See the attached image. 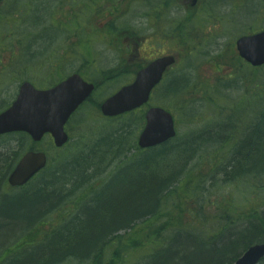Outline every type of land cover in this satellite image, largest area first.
<instances>
[{"label": "rangeland", "instance_id": "374dc122", "mask_svg": "<svg viewBox=\"0 0 264 264\" xmlns=\"http://www.w3.org/2000/svg\"><path fill=\"white\" fill-rule=\"evenodd\" d=\"M44 1L49 2L48 10L40 7L39 2ZM13 2H17L14 6L18 10L15 9L10 13L7 9L13 7ZM110 2L112 0H101L100 7L109 10ZM22 3H25V6H22ZM92 5L93 0H3L0 2V11L8 12L5 15L0 14V22L3 23L0 25V112L8 108L16 98L23 80H30L38 88H46L76 70L82 71L91 81L103 78L104 83L67 123L66 130L71 140L65 151L72 155L78 150L86 152L99 137L133 120L131 126L127 128L133 133L128 135L129 141L125 145L126 152L123 158L126 159L135 155L137 139L145 125V111L148 107L155 105L167 108L176 121L178 133L175 144L165 150L161 159H154L155 161L152 160L147 166L138 168L134 172L126 165L121 171L124 185H119L116 181L113 187L118 185L121 188L116 190V195L120 196L119 201L123 209L128 210L127 214L130 215V212L135 213L137 207L136 191H134L137 184H144L146 186L144 188H149L154 182L157 184L159 180H167L171 184L170 188L177 187L174 195L177 198L174 199L172 195L169 198L165 197L162 202L166 204L165 207L175 212L179 210V206L187 210L201 206L199 210L202 212H196L195 217L186 214L187 222L210 224L206 220L213 219L219 214L218 202L233 195L239 197L237 200H241L237 180L232 179L231 183L224 182L228 178L226 171H229L236 151L231 147V144L234 145L231 138L225 144L227 136L224 132L220 133L221 126H226L228 117H225V110H222L217 102L220 100V104L231 116L236 114L250 116V121H255L258 111L261 110L262 104L257 96H253L251 100L239 101L253 95L256 90L254 83L247 81L246 78L244 85L241 82L238 84V81L234 80V75L240 76L245 71H249L247 74L252 71L246 65L238 64L236 58L239 56L235 49V40L241 35L264 30V0H135L128 18H123L127 20V30H130L131 37L127 40V44L130 45L131 50L134 52L136 44L143 42L138 38L160 34L168 52H177L179 60L155 89L148 104L119 120L112 118L113 121L103 117L99 110L100 104L121 86L131 81L136 71L148 60L143 54V56H130L129 61H124L122 52L126 44L123 42L109 45L106 42L89 44L88 51L93 50L97 55H94L95 61L93 57L85 60L78 55L81 48L75 42L79 32L80 34L87 32L86 14L92 9ZM74 12L80 15L81 31L78 21L75 24L77 27L74 25L76 28L71 27L73 31L76 29L74 32L68 31L63 25L70 20L75 21L72 17ZM134 35L136 39L132 37ZM116 45L120 46L117 51ZM125 53L127 54L126 50ZM114 69H121L126 74L120 76L121 73ZM259 73L263 74L264 70ZM183 76L187 78L185 90L182 89L184 81L180 78ZM217 87L222 88L225 94L232 95L237 104L234 105L231 100L222 96V93L216 90ZM173 89L180 92L179 96L171 94ZM214 98L216 101L212 100ZM220 114L223 117H220ZM201 134L203 137H211L215 140H200L201 144L209 145L205 148L197 142H191L194 136H202ZM239 135L245 134L239 133ZM19 138H21L19 134L0 137V183H3L4 172L14 167L26 150ZM35 147L45 150L53 162L62 153L52 145L48 136L42 142L36 143ZM102 149L96 161L107 169L106 174L114 169L121 159L113 158L111 152L115 149L111 145H103ZM171 151L175 153L168 155ZM15 152H20V155L14 161L15 157L11 156ZM126 164H130V160H127ZM86 176L90 177L87 180L93 184L90 189L101 186L109 190L112 186V183L107 184L104 179L108 174L103 176L99 173L98 176H91L87 173ZM189 177L191 180L186 185ZM247 181L251 199L244 201L245 206L256 199V196H264L260 181L258 183L249 179ZM36 182L39 185V180L33 179L24 190L35 188ZM68 188H61V193L65 194ZM22 189L5 186L0 188V193L17 194ZM178 192H181V196ZM198 192L196 198H193ZM162 193L164 195L165 191ZM143 196L148 199V194L143 193ZM107 199L108 197L105 201ZM4 219L0 217V249L12 244L9 249L18 251L21 248L18 241L23 233L20 228L9 232L12 226L7 225V220ZM134 221L139 223L141 219L135 218ZM125 230L120 229L117 231H120L119 233H110L111 236H115L124 234ZM26 239L31 241L29 237ZM238 244H235L229 253L220 255L219 261L231 257L237 251ZM148 263L161 264V259L155 258Z\"/></svg>", "mask_w": 264, "mask_h": 264}, {"label": "trees", "instance_id": "16d2710c", "mask_svg": "<svg viewBox=\"0 0 264 264\" xmlns=\"http://www.w3.org/2000/svg\"><path fill=\"white\" fill-rule=\"evenodd\" d=\"M13 3V7L7 9L10 13L16 9L14 5L17 2ZM40 3L42 9L48 10V1ZM22 6H25V3H22ZM94 11L95 7L93 6L92 12ZM6 13L8 12L0 11L1 15ZM72 17L75 21L71 22L70 20V23H73V27H71L76 28L75 24L78 21L79 31H81L80 15L74 12ZM55 23L60 25L58 22ZM2 24L0 22V25ZM71 27L66 25L68 31H73ZM86 56L95 58L94 51L91 50ZM93 60L95 61V59ZM236 60L239 65L243 66L244 64L252 71L249 74H247L249 71H245V74L240 76L234 75V80L238 81V84L241 82L244 85L246 78L247 81L254 83L256 90L253 95L239 101L251 100L253 96H257L262 104L256 120L250 121V116L242 114L231 116L229 111L220 104L221 101H218L216 95L217 105L225 110V117H228L226 126H221L220 133L224 132V135L227 136L225 144L231 138L234 143V145L231 144V147L236 151L230 169L226 171L227 180H221L231 183L232 179H236L241 200H237L239 197L233 195L218 202L217 211L219 214L213 219L206 220L210 224L197 221L187 222L186 214L195 217L196 212H202L199 210L201 206L188 210L179 206V210L175 212L167 206L165 207L166 204L162 203L165 197L169 198L172 195L174 199L177 198L174 196L177 187L170 188L171 184L167 180H159L157 184L154 182L149 188H143L146 187L144 184H137L134 188L137 203L135 213L130 212L128 215L129 211L121 207L119 215L123 218L120 220L108 222V220H104V215L95 210L96 208H86V205L91 201L104 205L105 200L102 193H104L103 190L108 189L107 187L100 186L96 189L93 186L94 189L82 200L74 201L75 204H60L59 195L62 194L60 187L63 185V180L66 181L65 179L79 173L80 160H97L103 150V145H111L115 149L111 152L113 158L121 159V162L117 164L118 172H121L126 165L134 172L138 168L147 166L154 159H161L165 150L175 144L176 139L174 138L165 144L145 150L136 147L134 157L123 158L126 152L125 145L129 141L128 135L133 133L127 129L133 121L130 120L129 123L99 137L86 152L78 150L73 155L69 154L65 151L67 145L57 149L58 152H62L60 156L54 162L50 160L47 167L33 178L39 180V185L36 182L35 188L29 191L24 190L25 185L17 194L0 193V217L5 218L6 224L12 226L9 232L20 228L23 233L18 241L21 246L18 251L9 249L12 244L1 247L0 264H22L26 259L24 264H149L148 261L155 258H160L161 264H233L251 245L264 242V196H256V199H253L248 206H245L244 202L246 199H251L249 182L246 180L249 179L255 183L260 181L262 183L260 188L264 190V73H259L264 70V66L251 67L239 57ZM180 78L184 81V87H182L184 89L187 85V78L184 76ZM177 80L179 82V78ZM95 82L102 83L103 81L96 80ZM217 89L222 93V96L231 100L235 105L236 100L231 97L232 95L225 94L222 88L217 87ZM173 91L171 94L179 96L180 92L178 93L177 89H173ZM216 98L212 100L216 101ZM210 102L212 103V101ZM219 116L223 117L222 114ZM123 117H126V114L114 119L119 120ZM110 120L112 119L110 118ZM225 127H229V129L226 130ZM239 133L245 135H239ZM201 135L194 136L191 142H197L202 148H205L209 145L201 144L200 140H215ZM19 136L21 138L18 140L25 145L24 152L35 148L36 144L31 141L28 135L19 133ZM216 137L218 138V135ZM174 153L175 151H171L168 155ZM19 155L20 152H15L11 157H15V161ZM127 160H130V164H126ZM154 164L152 163V165ZM11 169L8 168L4 172L0 188L6 186V177ZM190 180L189 177L186 180V185ZM105 181L109 184L113 179L109 176L105 178ZM123 181L122 178L117 180L119 185H124ZM87 183H89L87 180L82 182L80 188L84 189L88 186L86 189H90L93 184ZM143 193L148 194V199L143 196ZM198 194L199 192L193 198H196ZM178 195L181 196V192H178ZM56 218L58 219L56 220ZM135 218H140L141 221L134 223ZM114 222L124 224L126 229L124 234L111 236L110 232H114L111 230ZM208 225L211 226V229ZM79 231L90 232L88 240L84 243L79 241ZM27 237L31 238V241H28ZM235 244H238L237 251L225 261L220 262L219 256L229 253ZM172 251L173 256L171 257ZM192 256L194 257L191 259ZM259 264H264V259Z\"/></svg>", "mask_w": 264, "mask_h": 264}, {"label": "water", "instance_id": "95a60500", "mask_svg": "<svg viewBox=\"0 0 264 264\" xmlns=\"http://www.w3.org/2000/svg\"><path fill=\"white\" fill-rule=\"evenodd\" d=\"M1 1V0H0ZM239 55L253 66L264 64V30L243 35L236 40ZM175 62L172 55L156 59L141 69L135 80L123 86L101 104L105 116H117L132 111L150 99L153 88L162 80L167 68ZM95 84L74 73L48 89H38L26 81L18 98L0 113V135L14 131L27 132L35 141L49 133L54 144L62 147L69 139L65 124L78 107L90 97ZM176 136L175 120L163 107H150L146 124L139 135L141 148L162 144ZM47 154L30 150L17 162L8 176L11 186H23L45 168ZM264 258V242L250 246L234 264H259Z\"/></svg>", "mask_w": 264, "mask_h": 264}, {"label": "flooded vegetation", "instance_id": "af4514ba", "mask_svg": "<svg viewBox=\"0 0 264 264\" xmlns=\"http://www.w3.org/2000/svg\"><path fill=\"white\" fill-rule=\"evenodd\" d=\"M134 2L135 0H112V2H110L111 7L109 10H103L100 7L101 0H93L92 7H95V11L92 12V9H90V13L86 14L87 32L86 34L83 32L79 34L81 46L82 44L84 46V51H81L80 54L86 56L88 53V44H103L104 42L115 44L123 42L126 44L124 51L122 52L123 60L129 61L130 56L136 57L137 55L143 56V54H145L143 57L148 60V62L143 66H146L163 55L174 53L168 52V48L164 45L165 41L163 40V36L160 34H156L153 37L148 36L145 38H138L139 41L143 40V42L141 44H136L134 52L131 50L130 45L127 44V40L131 37V35H129L130 30H127V20L125 21L123 18H128ZM88 19L91 21H88ZM93 19H95V21H93ZM132 37L136 39L135 35ZM118 49H120V46L116 45V50ZM125 50L127 51V54L125 53ZM170 68L171 67H169V69Z\"/></svg>", "mask_w": 264, "mask_h": 264}, {"label": "bare ground", "instance_id": "6f19581e", "mask_svg": "<svg viewBox=\"0 0 264 264\" xmlns=\"http://www.w3.org/2000/svg\"><path fill=\"white\" fill-rule=\"evenodd\" d=\"M26 81H28V80H23L21 82L17 96L13 100V102L18 98V95L20 93V88ZM0 97H1V95H0ZM12 103L8 107H10L12 105ZM19 133H25L26 135H28L33 143L37 142L27 132H23V131H14V132L6 133L4 135L19 134ZM4 135H2V136H4ZM49 135L52 136L51 134H49ZM2 136H0V137H2ZM28 151H30V149L27 150L26 152H28ZM50 160H51V158L49 157V155H47V164H46L45 168L49 164ZM79 167H80V169H79L78 174H74L71 177L65 179L66 181L63 180V185L60 188H63V189H65L66 187H69V188L65 194L63 193V194L59 195L60 204L64 205L70 201L82 200L84 198V196H86L89 192H91L93 190V189H81L80 188V184L82 182L86 181L88 178H90V177L86 176L87 173H89V175L91 174V176L92 175L98 176L99 173L102 174L103 176L108 174L107 177L111 176L113 181H112V186L109 188V190L107 189L106 191H104V193H102V197L104 198V200H105V198L108 197V199L105 201V204L99 205L98 203L91 201L90 204L86 205V208L87 207L88 208L91 207V209L96 208L95 210H98L100 212V214L104 215V220H108V222L110 220H120L121 216L119 214H120V210L122 207V203H121V201H119L121 199L120 196L116 195V190L117 189L120 190L121 188L118 185L116 187H113V185L116 183V181L121 179L122 173L118 172L119 166L116 165V167L114 169L110 170L109 173L105 174V172H107V169H105L104 166H101V164L98 163L96 160L82 159V160H80ZM107 177H104V179ZM122 179H124V178H122ZM147 193H148V190H147ZM84 207H85V205H84ZM129 218H130V216H129ZM120 229H125L123 223H119V224H117L115 222L112 223V229H111L112 231L117 232ZM89 233L90 232H88V231L87 232L79 231L78 235H80V239H79L80 243H84L86 240H88L87 238L89 237L88 236ZM26 261H27V259L22 264H24Z\"/></svg>", "mask_w": 264, "mask_h": 264}]
</instances>
